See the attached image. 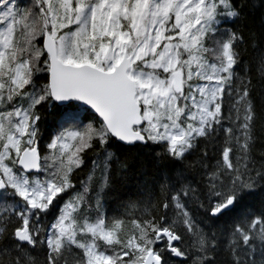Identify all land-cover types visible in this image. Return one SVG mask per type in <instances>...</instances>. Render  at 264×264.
Here are the masks:
<instances>
[{"label": "snow or ice", "instance_id": "snow-or-ice-1", "mask_svg": "<svg viewBox=\"0 0 264 264\" xmlns=\"http://www.w3.org/2000/svg\"><path fill=\"white\" fill-rule=\"evenodd\" d=\"M0 264H264V0H0Z\"/></svg>", "mask_w": 264, "mask_h": 264}, {"label": "trees", "instance_id": "trees-1", "mask_svg": "<svg viewBox=\"0 0 264 264\" xmlns=\"http://www.w3.org/2000/svg\"><path fill=\"white\" fill-rule=\"evenodd\" d=\"M121 154V158L123 159L125 155V153H120ZM127 158L129 160V164H130V170L133 172H136L140 169L141 164H145L147 165L148 171H152V165H151V161L147 160L146 157L143 156H136L134 154L132 155H127ZM116 178V174L114 172V179ZM116 188H117V195L120 198H128L129 196L134 195L135 193V186H134V181L130 182L128 185H122L121 183L117 182L116 184ZM256 205L258 206V201L255 202ZM111 206L114 208L116 206V203L114 201H110Z\"/></svg>", "mask_w": 264, "mask_h": 264}]
</instances>
